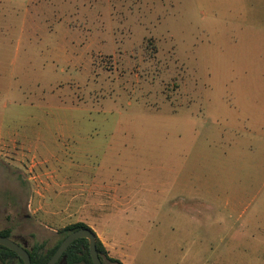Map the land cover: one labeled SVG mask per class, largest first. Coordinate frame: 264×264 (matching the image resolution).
Returning a JSON list of instances; mask_svg holds the SVG:
<instances>
[{"label":"rangeland","instance_id":"374dc122","mask_svg":"<svg viewBox=\"0 0 264 264\" xmlns=\"http://www.w3.org/2000/svg\"><path fill=\"white\" fill-rule=\"evenodd\" d=\"M76 222L130 264H264V0H0V231Z\"/></svg>","mask_w":264,"mask_h":264},{"label":"trees","instance_id":"16d2710c","mask_svg":"<svg viewBox=\"0 0 264 264\" xmlns=\"http://www.w3.org/2000/svg\"><path fill=\"white\" fill-rule=\"evenodd\" d=\"M79 228H89L83 222H76L69 224L61 229L63 233L61 239L51 248L44 249L43 244L34 245L30 248L29 255L31 264H45L49 258L53 255L60 242L71 232ZM1 236L10 237L9 229L0 231ZM96 249L99 254V258L102 264H105L104 260L107 259L110 262L116 264H124L119 259L108 255L107 250L103 243L96 237ZM0 261L4 263L12 262L13 264H23L21 258L12 250L0 245ZM57 264H92L89 249L88 240L86 238H78L74 240L63 253V256Z\"/></svg>","mask_w":264,"mask_h":264},{"label":"water","instance_id":"95a60500","mask_svg":"<svg viewBox=\"0 0 264 264\" xmlns=\"http://www.w3.org/2000/svg\"><path fill=\"white\" fill-rule=\"evenodd\" d=\"M78 238L88 240V249L92 264H102L96 249V235L90 228H79L71 231L58 245L53 255L45 264H57L68 246ZM0 245L15 252L23 261V264H31L30 255L25 243L20 244L14 239L0 235Z\"/></svg>","mask_w":264,"mask_h":264},{"label":"crops","instance_id":"0c3cea01","mask_svg":"<svg viewBox=\"0 0 264 264\" xmlns=\"http://www.w3.org/2000/svg\"><path fill=\"white\" fill-rule=\"evenodd\" d=\"M117 256H119L120 257V255H117ZM122 263H124V264H130L128 261H127V259L125 258V259H123V258H120L119 259Z\"/></svg>","mask_w":264,"mask_h":264},{"label":"flooded vegetation","instance_id":"af4514ba","mask_svg":"<svg viewBox=\"0 0 264 264\" xmlns=\"http://www.w3.org/2000/svg\"><path fill=\"white\" fill-rule=\"evenodd\" d=\"M11 238L14 239L13 237H11ZM14 240H15V239H14ZM15 241H16V240H15ZM17 242H18V241H17ZM18 243H20V244H24V243H25L27 250H28V251L30 250V248L27 247L26 242L22 241V242H18Z\"/></svg>","mask_w":264,"mask_h":264}]
</instances>
